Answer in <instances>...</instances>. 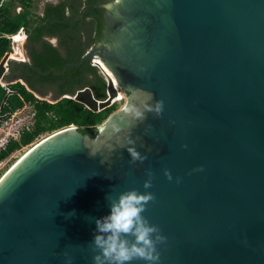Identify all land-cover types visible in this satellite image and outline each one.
Listing matches in <instances>:
<instances>
[{"label": "water", "instance_id": "obj_1", "mask_svg": "<svg viewBox=\"0 0 264 264\" xmlns=\"http://www.w3.org/2000/svg\"><path fill=\"white\" fill-rule=\"evenodd\" d=\"M98 7L101 44L115 38L71 65L104 59L107 97L91 87L68 97L100 112L118 98L116 81L149 92L153 109L111 154L93 153V138L72 126L6 173L0 264H93L94 220L110 214L107 197L133 189L155 197L142 215L166 237L158 264H264V0ZM11 60L0 62L1 83ZM128 147L146 159L131 162Z\"/></svg>", "mask_w": 264, "mask_h": 264}, {"label": "trees", "instance_id": "obj_2", "mask_svg": "<svg viewBox=\"0 0 264 264\" xmlns=\"http://www.w3.org/2000/svg\"><path fill=\"white\" fill-rule=\"evenodd\" d=\"M105 1L47 0L40 13L36 10V0H0V62L12 52V39L8 36L18 34L21 29L27 34L25 50L29 59L10 61L5 85L0 82V116L12 115L31 105L35 121L29 130L22 132L20 139L10 140L0 151V163L35 144L44 134L72 126L94 138L98 127L117 109L113 105L93 112L72 97L51 102L33 92L37 81H44L61 82L59 95H73L88 86L96 98L106 96V79L90 60L71 65L80 63L89 50L101 45L106 12L98 4ZM52 39H57L58 44L54 45Z\"/></svg>", "mask_w": 264, "mask_h": 264}, {"label": "clouds", "instance_id": "obj_3", "mask_svg": "<svg viewBox=\"0 0 264 264\" xmlns=\"http://www.w3.org/2000/svg\"><path fill=\"white\" fill-rule=\"evenodd\" d=\"M161 108L162 105H158L157 111ZM129 144L133 145V142L129 141ZM127 151L131 162H143L146 159L134 147H128ZM152 175L148 173L149 180L143 185L145 189L152 186ZM165 176L172 180L167 171ZM106 199L110 214L94 220L96 228L92 247L97 254L93 257V264H132L136 260H142L145 264H158L160 253L157 245L165 243L166 237L142 215L146 205L153 202L155 197L151 193L142 194L133 189L120 193L116 198L109 196Z\"/></svg>", "mask_w": 264, "mask_h": 264}, {"label": "flooded vegetation", "instance_id": "obj_4", "mask_svg": "<svg viewBox=\"0 0 264 264\" xmlns=\"http://www.w3.org/2000/svg\"><path fill=\"white\" fill-rule=\"evenodd\" d=\"M109 38H112L113 40L115 37H111V35H109ZM109 40L106 39L105 43L99 45L98 47L105 46L106 41ZM51 42L53 43L52 40ZM53 44L57 45L58 40L56 39V43ZM28 60L29 59L27 57L25 60H23V62ZM88 60L91 61V64L93 66L97 67L100 70V72L104 75L106 79V76L102 71V66H105L104 59L95 56ZM21 82L25 83L23 80H21ZM36 84V90L32 91L36 93L38 97H40V99L49 100L52 102V100L54 101L55 99H60L64 96L69 95H59L61 82L49 83L44 81H37ZM115 85L118 89V98L114 101L111 106L116 105L117 109L104 122L106 124L103 123L98 127L97 134L93 138V141L90 143V148L93 153H95L96 151H101L102 153L111 154L112 150L116 148V145L125 146L128 143L126 140L127 133H129L132 128L135 127L138 123L142 122L146 117V113L153 109V106L151 104L152 96L149 92L140 89H126L116 81ZM106 97L107 84L106 96L103 99H105Z\"/></svg>", "mask_w": 264, "mask_h": 264}, {"label": "built area", "instance_id": "obj_5", "mask_svg": "<svg viewBox=\"0 0 264 264\" xmlns=\"http://www.w3.org/2000/svg\"><path fill=\"white\" fill-rule=\"evenodd\" d=\"M19 35H22L23 39H27V34L25 33L24 29H21V31L18 33ZM8 38L12 39V48L13 43L15 41V36H8ZM10 53V58L23 61L25 60L24 55L23 57H12V52ZM3 85H5L3 83ZM21 112V110L16 111L12 115L5 116L0 121V151L6 147V145L9 143L10 140H18L21 137L22 132L27 129L29 130L34 125V113L28 115L25 118H16L17 115Z\"/></svg>", "mask_w": 264, "mask_h": 264}, {"label": "rangeland", "instance_id": "obj_6", "mask_svg": "<svg viewBox=\"0 0 264 264\" xmlns=\"http://www.w3.org/2000/svg\"><path fill=\"white\" fill-rule=\"evenodd\" d=\"M46 2V0H36V10L40 11L42 6L44 5V3ZM53 40V39H52ZM55 40V39H54ZM16 42L14 41L13 43V47L12 48V57L16 56V57H23L21 55L16 54V49L14 45ZM27 43V39H23V41L21 40L18 44H17V50H22L24 58H27L26 55V50H25V46ZM35 95L38 97V95L35 93ZM40 98V97H39ZM32 106L31 105H27L26 107H24L23 109H21V112H19V114L17 115L16 118H25L28 115H30L32 112ZM50 133L44 134L35 144L30 145L28 147L23 148L22 150H19L17 152H15L11 157H9L8 159H6L5 161L0 163V180L6 175V173L24 156L26 155L29 151H31L36 145H38L40 142H42L44 139H46L47 137H49Z\"/></svg>", "mask_w": 264, "mask_h": 264}, {"label": "bare ground", "instance_id": "obj_7", "mask_svg": "<svg viewBox=\"0 0 264 264\" xmlns=\"http://www.w3.org/2000/svg\"><path fill=\"white\" fill-rule=\"evenodd\" d=\"M15 36V44L14 45H16L17 46V44L22 40L23 41V38H22V35H20L21 37L20 38H17V36H19V34H16V35H14ZM15 46V51H16V54H18V55H21V56H23V52H22V50H17V49H19V48H17ZM13 57H16V56H13ZM103 67V69L105 70V72L108 74V75H111V72L105 67V66H102ZM107 70H108V72H107Z\"/></svg>", "mask_w": 264, "mask_h": 264}, {"label": "crops", "instance_id": "obj_8", "mask_svg": "<svg viewBox=\"0 0 264 264\" xmlns=\"http://www.w3.org/2000/svg\"><path fill=\"white\" fill-rule=\"evenodd\" d=\"M47 1V0H46ZM45 4V3H44ZM43 7H44V5L42 6V8H41V10L40 11H38V12H42L43 11ZM21 36H17V38H20Z\"/></svg>", "mask_w": 264, "mask_h": 264}]
</instances>
